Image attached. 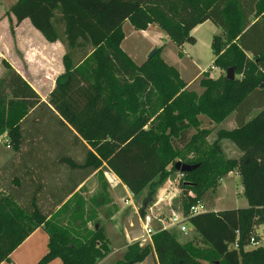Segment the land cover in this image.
<instances>
[{
	"label": "trees",
	"instance_id": "1",
	"mask_svg": "<svg viewBox=\"0 0 264 264\" xmlns=\"http://www.w3.org/2000/svg\"><path fill=\"white\" fill-rule=\"evenodd\" d=\"M7 13L13 14L15 24L29 19L46 40H59L67 51L64 72L47 101L5 64L6 73L0 78V136L6 133L15 150L24 141L56 138L60 133L85 141L97 153L88 150L89 173L105 161L135 197L147 186L165 180L169 163L177 171L173 161L181 154L177 143L183 147L201 143L202 134L189 138L194 116L187 124L185 116L202 113L220 121L233 112L236 126L217 131L208 151L209 158L214 157L208 185L236 168L247 206L189 215L201 193L198 179L187 180L186 176L198 173L207 159L188 160L181 155L182 163L197 164L180 181L181 212L205 246L181 243L169 228H160L151 234L152 248L160 264H264V248H245L259 242L256 228L264 224V0H16ZM207 20L222 29L212 37L213 65L236 68L242 77H224L215 93L209 92L198 104L192 95H179L160 114L152 109L130 120L119 107L120 98L128 94L135 99L149 78L136 76L127 65L119 48L121 25L128 21L144 30L155 23L177 45H183L196 42L191 30ZM87 47L94 63L92 79L80 71L82 61L74 65L67 61L69 50ZM156 59L147 60L150 68ZM127 76H134L132 84L124 80ZM161 89L165 103L175 92ZM176 108L179 116L172 114L177 117L170 119L167 111ZM253 110L257 112L251 116ZM222 138L239 149L237 158L221 155L218 141ZM33 176L16 153L0 165V263L9 260L11 252L38 227L47 233L48 250L35 264L56 258L59 264H96L103 259L109 253L104 228L63 222L60 214L68 203H62L69 194L42 190L43 182ZM154 193L151 189L147 194L144 213ZM234 242L237 248L231 246ZM149 250L134 242L127 247L124 260L115 264L141 261Z\"/></svg>",
	"mask_w": 264,
	"mask_h": 264
},
{
	"label": "rangeland",
	"instance_id": "2",
	"mask_svg": "<svg viewBox=\"0 0 264 264\" xmlns=\"http://www.w3.org/2000/svg\"><path fill=\"white\" fill-rule=\"evenodd\" d=\"M0 34L5 35L7 31L13 33V25L10 23L9 28L6 26V20L1 17L5 9L11 4L12 0H0ZM8 12V11H7ZM6 12V13H7ZM122 38L119 41V48L126 57L127 65L133 70L137 76L148 77V83L136 92V98L131 95H124L120 98V109L128 116L130 120L137 118L141 113H148L150 110H155V114H160L163 108L170 106L173 99L179 95L194 96V103L198 104L201 99L209 92L213 95L215 87L221 85L222 79L226 77L227 69L218 68L213 65L214 55L211 50L212 37L216 34H221L222 29L217 27L211 21L207 20L201 24L196 25L190 34L196 38V43L184 44V49L181 45H177L168 36L167 40L160 34L161 29L155 23H150L146 29H136L128 21L121 25ZM60 37H63V29L58 27ZM36 42V40H33ZM156 48V52L152 57L157 59L153 62V67L147 64V55L149 52ZM65 49V48H64ZM65 49V53H66ZM91 48L87 47L84 50H69L67 61L70 65L79 64L80 71L88 78L94 75V63L91 56ZM59 61V58H58ZM145 65V66H144ZM144 66V67H143ZM5 67V64H4ZM146 67V68H145ZM6 71V67H5ZM156 71L155 75L153 72ZM152 72V73H151ZM150 74L153 77H150ZM234 78H241L242 74L233 68ZM117 78H122L120 75H115ZM124 78V77H123ZM134 76H127L124 78L127 84H132ZM227 78V77H226ZM161 88L174 91L172 98L163 103ZM211 95V96H212ZM187 96V97H188ZM257 110H253L251 116ZM170 113V119H174L175 114H180V109H173ZM195 114V115H194ZM185 116V123L187 124L194 116V122L189 127V138L192 135L201 136V143L198 146L190 145L183 147L177 143V147L181 154L176 156L173 161H177L181 155L188 160H206L207 165L194 175L186 176V179L197 180L200 195L199 203L203 204L206 211H215L227 208H241L247 206V200L243 194V186L241 184V177L238 170L234 168L227 175L219 178L215 183L208 185V180L211 178V169L214 164V157L209 155L211 145L217 137V131L222 129H232L235 127L234 113L231 112L224 119L217 121L207 114L194 113ZM183 115V114H182ZM204 131L203 133H198ZM200 138H198L199 141ZM177 141V138H172ZM0 150L3 148L4 141L0 139ZM218 145L221 148V155L224 158H237L240 155L239 149L228 138L219 139ZM203 154V155H201ZM203 158V159H201ZM173 163L166 166V178L161 180L158 185L147 186L137 196L133 198L135 209L128 212V218L137 212L149 191L155 189L153 199L148 203L147 212L152 216L151 227L154 231L161 228V223L158 218L168 217L173 213H181L182 199L180 181L182 177L179 171L172 169ZM164 190L167 191L168 197L164 199ZM119 196H123L122 200H118V205L122 210H129L131 202L128 200L124 202L125 194L122 192ZM130 199V198H128ZM181 243L191 242L193 246L204 247L201 243L200 237L192 232V229L187 226V233L179 231L176 227H169ZM104 232L108 239L109 253L100 259L96 264H115L117 261L122 260L127 247L134 242H137L141 247H149V253L141 260L133 264H160L157 254L153 250V241L151 236L148 237L143 234V237L136 241H130L124 230V218L116 223H109L105 226ZM256 233L260 237L258 243H253L245 248L250 250L255 247L264 248V224L256 228ZM124 260V259H123ZM55 259L50 260L47 264H53Z\"/></svg>",
	"mask_w": 264,
	"mask_h": 264
},
{
	"label": "crops",
	"instance_id": "3",
	"mask_svg": "<svg viewBox=\"0 0 264 264\" xmlns=\"http://www.w3.org/2000/svg\"><path fill=\"white\" fill-rule=\"evenodd\" d=\"M15 1L12 0L1 15L6 20V26L9 28L12 23L14 28L13 33L9 30L5 35L0 34V78L6 73L4 64H9L42 100L47 101L57 77L64 72L65 49L59 40H46L29 19L15 24L13 14L6 13ZM160 34L167 40L166 34L162 31ZM184 44L181 45L183 49ZM0 139L4 141L0 150V165L16 153L17 159L22 160L24 166L31 168L33 175L43 182L42 190L48 189L58 195L69 194L62 203H68L60 214L63 222L81 228L99 225L105 228L109 223L128 217V212L136 208L133 194L105 161L89 173L88 150L95 155L97 153L87 142L68 138L60 133L56 138L24 141L15 150L6 133ZM121 192L126 195L124 202H131L128 211L122 210L117 203L123 198L119 196ZM166 193L164 190V199L168 197ZM158 219L160 222L163 220L161 217ZM47 243V233L43 227H38L11 252L9 260L0 264H35L47 252ZM59 263L58 258L53 262Z\"/></svg>",
	"mask_w": 264,
	"mask_h": 264
},
{
	"label": "water",
	"instance_id": "4",
	"mask_svg": "<svg viewBox=\"0 0 264 264\" xmlns=\"http://www.w3.org/2000/svg\"><path fill=\"white\" fill-rule=\"evenodd\" d=\"M156 50V48H153L147 55V58L152 57ZM226 77L230 80L234 78L233 67H229L227 69ZM174 167L177 171L184 173L189 172L195 167H197V164L191 165L187 163H182L180 160H178L175 162ZM145 208L146 202L142 204L141 208L137 212H135L130 219L127 216L124 218V230L130 241H136L143 237V229L140 223V219L144 215Z\"/></svg>",
	"mask_w": 264,
	"mask_h": 264
},
{
	"label": "built area",
	"instance_id": "5",
	"mask_svg": "<svg viewBox=\"0 0 264 264\" xmlns=\"http://www.w3.org/2000/svg\"><path fill=\"white\" fill-rule=\"evenodd\" d=\"M180 176H183V172H179ZM125 202L127 203V200H125ZM206 211L204 209L203 204L201 203H197L192 205L189 208V215H193V214H197L200 212H204ZM185 216L181 213H173L169 216L168 220H161V228H169V227H176L179 231L183 232V234L187 233V224L185 222ZM151 221H152V216L149 212L144 213L143 217L140 219V223L143 229V234L150 237L152 233H154L155 231L153 230V228L150 226L151 225ZM253 244V243H252ZM233 248H237L238 244L237 242H234L231 245Z\"/></svg>",
	"mask_w": 264,
	"mask_h": 264
}]
</instances>
